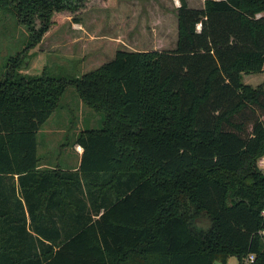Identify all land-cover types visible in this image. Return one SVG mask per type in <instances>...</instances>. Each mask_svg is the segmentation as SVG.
<instances>
[{"label": "trees", "instance_id": "obj_1", "mask_svg": "<svg viewBox=\"0 0 264 264\" xmlns=\"http://www.w3.org/2000/svg\"><path fill=\"white\" fill-rule=\"evenodd\" d=\"M118 4L0 0L30 33L0 79V264H264V87L242 80L264 71V0H181L174 50L118 49L71 79L18 70L65 19ZM69 86L103 125L77 137L78 170L40 169Z\"/></svg>", "mask_w": 264, "mask_h": 264}, {"label": "rangeland", "instance_id": "obj_2", "mask_svg": "<svg viewBox=\"0 0 264 264\" xmlns=\"http://www.w3.org/2000/svg\"><path fill=\"white\" fill-rule=\"evenodd\" d=\"M187 3L191 8L204 6V0ZM180 5L181 0H119L114 8L88 7L75 15L78 20L65 19L40 43L30 47L18 70L30 75L45 70L71 79L113 59L118 49L174 50ZM201 27L198 24L197 29ZM29 36L27 26L20 24L13 14L0 11V79L8 66L18 62L17 55L27 46ZM242 80L253 88L264 87V71L244 73ZM103 118L102 112L85 105L75 87L69 86L38 133L40 169H62L66 163H76V138L87 128L102 127ZM46 162L51 166H41ZM258 163L264 167V158ZM225 264H239V259L231 256Z\"/></svg>", "mask_w": 264, "mask_h": 264}, {"label": "crops", "instance_id": "obj_3", "mask_svg": "<svg viewBox=\"0 0 264 264\" xmlns=\"http://www.w3.org/2000/svg\"><path fill=\"white\" fill-rule=\"evenodd\" d=\"M126 50H128V49H126ZM38 133H37V138H38ZM37 147H38V140H37ZM74 150L76 151V154H77V157H78L76 163H74L73 165H72V163H71V165H70V163H66L65 165L61 166L62 169L69 170V171H76V170L79 169V166H80V163H81V159H82V154H83V148H82L81 145H79L76 142V140H75ZM41 166H51V164L49 162H46V163H41Z\"/></svg>", "mask_w": 264, "mask_h": 264}, {"label": "built area", "instance_id": "obj_4", "mask_svg": "<svg viewBox=\"0 0 264 264\" xmlns=\"http://www.w3.org/2000/svg\"><path fill=\"white\" fill-rule=\"evenodd\" d=\"M253 258H254V256H253V255H250V256L248 257V261H252Z\"/></svg>", "mask_w": 264, "mask_h": 264}]
</instances>
